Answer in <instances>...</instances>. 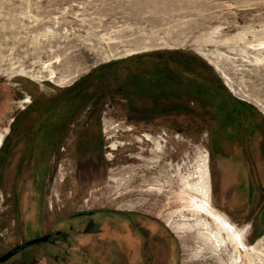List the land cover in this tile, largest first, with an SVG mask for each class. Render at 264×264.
I'll list each match as a JSON object with an SVG mask.
<instances>
[{"label": "rangeland", "instance_id": "1", "mask_svg": "<svg viewBox=\"0 0 264 264\" xmlns=\"http://www.w3.org/2000/svg\"><path fill=\"white\" fill-rule=\"evenodd\" d=\"M10 252L264 264V0H0Z\"/></svg>", "mask_w": 264, "mask_h": 264}, {"label": "trees", "instance_id": "2", "mask_svg": "<svg viewBox=\"0 0 264 264\" xmlns=\"http://www.w3.org/2000/svg\"><path fill=\"white\" fill-rule=\"evenodd\" d=\"M219 81V80H218ZM220 83V82H219ZM221 84V83H220ZM222 85V84H221ZM178 88V87H177ZM167 92H169L170 94L171 93H175V96H176V94H177V97H179V98H182V97H184V96H188V92H185V90H183V88H182V90H179V89H177V91L176 92H170V91H167ZM166 93V92H165ZM191 93V92H190ZM191 96V95H190ZM193 98L196 100H198V101H202L200 98H199V95L196 97V96H193ZM177 100H178V98H177ZM183 100V99H182ZM183 106V107H182ZM169 108H171V109H176V110H186L187 108L185 107V104L183 105V104H181V106L180 105H176V107H175V104L173 105V104H171L170 106H169ZM74 112V110H72L71 109V111L69 112V115L67 116V120L65 121V122H63V124H64V126L66 125V123H67V121L69 120L70 121V119H71V117L73 116V115H71L72 113ZM74 114V113H73ZM60 134H61V132L60 131H58V133L56 134V136H55V138H58L59 136H60Z\"/></svg>", "mask_w": 264, "mask_h": 264}, {"label": "bare ground", "instance_id": "3", "mask_svg": "<svg viewBox=\"0 0 264 264\" xmlns=\"http://www.w3.org/2000/svg\"><path fill=\"white\" fill-rule=\"evenodd\" d=\"M207 175H208V169H207V167L205 166V170H204V173H203V175H202V177H203L204 179H202V181H201V187H202V189H204V190L207 189V183H206ZM217 220H218L220 223H222L223 226H224L225 228H228V229H229V232H230L232 235L236 236L235 233H233L234 228H231L226 222H224L222 219H220V218H218V217H217ZM237 238H238V237H237ZM238 241H239L240 245H242V246L244 247V245L242 244V241H241L240 238H238ZM260 243H261V242H260ZM244 248H246V247H244ZM252 250L257 251V248H252Z\"/></svg>", "mask_w": 264, "mask_h": 264}, {"label": "water", "instance_id": "4", "mask_svg": "<svg viewBox=\"0 0 264 264\" xmlns=\"http://www.w3.org/2000/svg\"><path fill=\"white\" fill-rule=\"evenodd\" d=\"M48 240V237H44V238H41V239H38V240H35V241H31L28 243V245H33V244H36V243H39V242H45ZM12 257V253H7L5 254L4 256L0 257V263H4L5 261H7L8 259H10Z\"/></svg>", "mask_w": 264, "mask_h": 264}]
</instances>
